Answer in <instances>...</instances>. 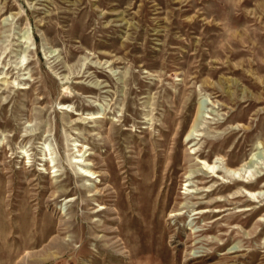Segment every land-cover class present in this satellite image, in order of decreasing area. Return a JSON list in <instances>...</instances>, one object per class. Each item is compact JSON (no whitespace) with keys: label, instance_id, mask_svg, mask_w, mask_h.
<instances>
[{"label":"rangeland","instance_id":"1","mask_svg":"<svg viewBox=\"0 0 264 264\" xmlns=\"http://www.w3.org/2000/svg\"><path fill=\"white\" fill-rule=\"evenodd\" d=\"M0 264H264V0H0Z\"/></svg>","mask_w":264,"mask_h":264},{"label":"bare ground","instance_id":"2","mask_svg":"<svg viewBox=\"0 0 264 264\" xmlns=\"http://www.w3.org/2000/svg\"><path fill=\"white\" fill-rule=\"evenodd\" d=\"M201 164H204L206 167H210V164H208V162L207 161H205V160H203V161H199ZM92 172L91 171H88V170H85L84 172H83V174L86 176V177H92V174H91ZM231 249H235V247H232ZM233 252H235V251H233Z\"/></svg>","mask_w":264,"mask_h":264}]
</instances>
